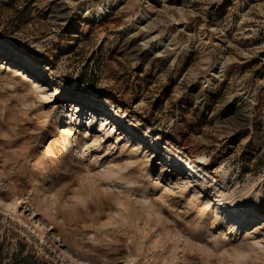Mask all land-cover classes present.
Here are the masks:
<instances>
[{"label": "rangeland", "instance_id": "374dc122", "mask_svg": "<svg viewBox=\"0 0 264 264\" xmlns=\"http://www.w3.org/2000/svg\"><path fill=\"white\" fill-rule=\"evenodd\" d=\"M0 39L38 62L0 61V195L23 217L0 208V264H264V0H0ZM243 193L260 212L234 227L214 208Z\"/></svg>", "mask_w": 264, "mask_h": 264}, {"label": "bare ground", "instance_id": "6f19581e", "mask_svg": "<svg viewBox=\"0 0 264 264\" xmlns=\"http://www.w3.org/2000/svg\"><path fill=\"white\" fill-rule=\"evenodd\" d=\"M115 7H116L115 5L109 6L108 8H106L105 12H103L101 16L106 15L107 13H109L110 11L115 9ZM0 42H2L1 39H0ZM6 53L7 54L0 53V61H3L1 64H4L3 69L6 72L14 71V72L17 73V75L18 74H22V73L25 74V73L28 72V68L31 65L33 66L34 70H37L38 62L30 54L25 53V52H21V51H19L17 49H10ZM30 69H32V68H30ZM41 78H42V76H41ZM28 83H30L31 87H33L34 90H36L37 92L44 93V96H46V94H48V93L50 94V92H52L53 90H55L54 92H59L58 89L55 86L45 85V83H42L39 80L38 81L28 80ZM54 88H56V89H54ZM89 103L94 105L96 103V101H92L91 100V101H89ZM56 105L57 104H55L54 106H56ZM96 106L97 105H95L94 108H96ZM72 111H73V116L72 117H75V118L77 117L76 119H78L77 120V122H78L79 118H81L80 117L81 116V112L78 109L77 110H72ZM62 112H65V109L62 110ZM87 115L93 116L91 113H87ZM83 116H84V114H83ZM93 118H95V117L93 116ZM102 121L103 122L100 123L101 125L100 126L98 125V127L100 128V130L106 132L108 126L111 124V122H109L110 119L106 118V116H103V120ZM90 126H92V124ZM112 127H113V125H112ZM122 135L119 134L118 137H121ZM122 138L120 140L126 141V145L131 144V143L133 144V141L131 139H129L128 137H124L123 139ZM95 141H96V139H95ZM166 142H168V141H166ZM76 146L78 148L80 147L81 149H83V154H85V151L88 148V144H86V143L82 144V143H80V141L77 143ZM138 146H139L138 144H135L133 146V151H136V153L138 151H141L140 147H138ZM155 146L156 147L159 146V144L156 141H155ZM169 147L170 148H175V150L177 151L178 155H173V158L175 160H168V161L171 163L172 166H176V167L178 165V164H176V162L180 163V165H178L179 167L181 166V164H183V166L185 165V167L189 171L188 174H190L189 180H192L191 178H193L194 176L197 179H200L201 181H205L206 177H208L212 181L215 180V177L210 174V166L209 165H201V163H199L200 161L205 163V160L200 157V158H198V161H196L197 160L196 158L199 155H197L195 153H189L188 154L187 151H186L185 146H183V145H175V146L170 145ZM134 156L139 157L141 155L137 154V155H133V157ZM127 157H128V155H127ZM144 158L147 161H151L152 160L149 156H146ZM131 159H133V158H131ZM135 159L136 158H134V160L131 161V163L127 161V163H129L128 165L119 166L117 170L112 168V167H110V166L108 168H105L104 169V171H105L104 174H106V176H103V177H105L107 180H124L126 178L128 179V177L131 174H136L137 172L139 173V171L140 170L142 171V169H146V170L149 169L148 164H146L144 162H141V163L137 164V162L139 160L143 159V158H140L139 160H136V161H135ZM134 164H137V165L134 166ZM114 165H115V163H114ZM104 174H101L100 176H102ZM188 183L191 184L190 181H188ZM220 186H221V184H220ZM154 188H156V186H153V189ZM194 195H195V201L198 200V199H202L203 201H205L204 198L202 197V192L201 191L196 190ZM218 197H219L218 201L220 203L219 204L220 206H216V208H214L215 213L217 212L219 214H222V212H224L225 214H227L228 211H234L235 210L237 215H235V216L228 215L227 217H224V220H226L228 223L232 224L234 227H237L242 222V220L244 218L248 219L252 215L258 214L260 212V210L256 206V203H255L254 200H253V202H246V199L248 197H247V194H245V193H243V197H241V198L229 197V198L225 199V198L221 197V194H219ZM179 198H181V197H179ZM206 203L208 204V202H206ZM0 208H3L6 212L7 211H11V214L16 216L17 219L21 223H23V217L20 214L21 208H19L18 205H15V204L13 205L12 203L6 201L1 195H0ZM219 219H222V217L218 216V220ZM42 234H43V232H42ZM56 236H58V235H56ZM44 242H45V240H44ZM78 248H80V247H77V250H79L80 252H83L84 255H87V253H85V250L82 251L83 249L80 248L81 249L80 250ZM252 251H254V250H252Z\"/></svg>", "mask_w": 264, "mask_h": 264}]
</instances>
